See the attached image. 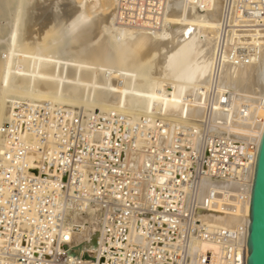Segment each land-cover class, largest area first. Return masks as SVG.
<instances>
[{
	"label": "bare ground",
	"instance_id": "6f19581e",
	"mask_svg": "<svg viewBox=\"0 0 264 264\" xmlns=\"http://www.w3.org/2000/svg\"><path fill=\"white\" fill-rule=\"evenodd\" d=\"M31 1L0 0V158L4 149L1 124L12 118L18 99L49 102L64 111L82 110L88 115L99 108L96 114L112 120L116 116L118 122L131 129L132 136L122 141L124 167H117L122 173L115 180L123 183L122 191L116 186L115 192L92 196L95 188L88 184L92 193L81 199L80 209H63L61 217H57L60 214L56 210L54 219L59 226L53 229L57 233H52L49 241L28 234L25 245L14 238V242H8L10 232L1 233L5 226L1 222L0 262L9 263L13 254L15 260H27L51 252L61 255L65 264H120L119 260L127 257H115L111 250L120 241L112 239L119 218L111 220L110 214L138 197L134 191L141 193L140 202L150 207L146 190L166 184L178 186V175L162 169V160L157 161L156 152L152 153L154 143L163 142L168 147L178 143L180 148L188 144L198 149L205 134L210 133L259 144L264 129V27L254 18L236 15L233 9L226 11V0H75L78 9L69 22L48 26L41 38L34 39L29 30L28 36L24 34ZM97 15L98 19H93ZM226 17L225 33L222 29ZM98 30L100 33L87 41L80 37ZM222 38L226 45L219 51ZM236 44L255 49L241 57L232 51ZM226 93L229 100L223 103ZM26 138L33 141L32 136ZM167 169L173 170L174 166ZM123 175H137L140 180L125 181ZM200 178L191 187H179L190 193L189 206L191 194H199L195 213L201 221L230 228L248 223L250 202L243 207L228 205L234 184ZM210 189L216 192L213 197L208 196ZM247 190L250 192V187ZM93 198L96 204L91 203ZM67 205L74 207L71 202ZM104 211L106 219H101ZM147 212L155 225L156 212ZM21 214L15 226L18 231L30 232L31 224ZM135 215V210L124 209L120 224L127 227L128 244H142L144 251L136 263L158 264L160 250L173 251L174 244L164 243L156 228L149 227L147 218L140 225ZM103 221L106 225L101 224ZM35 238L38 241L31 243ZM53 238L57 241H51ZM127 243L121 242L125 246ZM191 249L203 254L211 251L212 264H219L217 242L195 241L190 243ZM132 260L129 257V262Z\"/></svg>",
	"mask_w": 264,
	"mask_h": 264
},
{
	"label": "built area",
	"instance_id": "2783aa9c",
	"mask_svg": "<svg viewBox=\"0 0 264 264\" xmlns=\"http://www.w3.org/2000/svg\"><path fill=\"white\" fill-rule=\"evenodd\" d=\"M226 4V11L233 9L236 15L254 18L256 24L264 27V0H226ZM226 20L227 17L222 29L225 33L228 25ZM225 45L222 38L218 50L225 49ZM253 49L255 47L252 45L236 44L232 51L234 55L242 57L252 53ZM228 98L229 93H226L222 102L228 103ZM15 102L12 118L4 121L1 127L4 149L3 157L0 158V223L5 224L4 229L1 228L2 234L10 232L7 234L8 242L15 240L25 245L28 234H36L34 237L41 236L49 241L52 233H57L53 229L59 226L54 217L57 214H60L57 217H61L63 209H80L81 199L87 197V193H92L86 187L88 184L95 188V194L92 196H98L101 192H115L116 186L122 191L123 183H119L115 178L120 177L122 173L117 167H124L122 141L128 140L132 135L129 133L131 129L118 122L116 116L115 120L102 117L96 114L99 110L88 115L82 110L64 111L60 106L54 107L49 102L26 99H18ZM261 107L264 109V98L261 99ZM244 111L247 113L248 106L245 105ZM27 136H32L33 141L27 140ZM153 145L152 153L156 152L157 161L162 160V169L178 175V186L166 184L146 190L145 195L150 200V207L141 203V193L134 191L133 194L138 197L124 202L117 213L110 214L111 220L116 221V218H119L116 223L118 227L112 232V239L114 242L120 241L117 245L113 244L111 250L115 257L121 254L127 257L126 260L121 258L120 264H138L137 258L141 251H144L141 243H127V227L120 224V216L126 208L136 211L135 218L140 225L142 219L147 218L151 222L149 227L156 228L164 243L174 244L173 251L160 250L157 255L160 264H212L211 251L203 254L197 249L190 250V243L204 240L219 244V264H246L248 223L230 228L222 225L212 226L201 221L195 213L199 194H191L189 206L187 199L190 193L180 188L179 184H189L191 187L201 176L226 181L235 185V191L228 197V205H247L250 202L247 187L251 186L253 179L257 141L243 142L207 133L204 143L198 149L188 144L182 145L186 148H180L178 143L171 147L163 142ZM35 152L37 157L32 156ZM171 165L174 169H167ZM122 177L126 178L125 175ZM132 179L138 182L140 177L133 175L125 181ZM125 192L127 194L126 190ZM215 194L211 189L208 192L209 197ZM69 202L73 203L74 207H68ZM91 203L96 204L95 198L91 199ZM57 209L59 211L56 214ZM147 210L156 212L158 220L155 225L151 221V213ZM20 211L31 224L30 232H22V229L18 231L15 226ZM105 212H102L101 219H106ZM66 215L68 216V213ZM21 220V223L25 222L23 218ZM101 224L106 225V222ZM34 240L38 241L35 238L31 243ZM182 240L186 242L183 243ZM51 241H57V238ZM9 257L10 262L6 264H15L16 261H24V264H65L61 255H52L51 252L47 256L38 253L27 260L21 257L15 260L14 254L13 259L12 256ZM129 257L133 259L131 262Z\"/></svg>",
	"mask_w": 264,
	"mask_h": 264
},
{
	"label": "water",
	"instance_id": "95a60500",
	"mask_svg": "<svg viewBox=\"0 0 264 264\" xmlns=\"http://www.w3.org/2000/svg\"><path fill=\"white\" fill-rule=\"evenodd\" d=\"M248 218L246 264H264V129L258 144L250 186Z\"/></svg>",
	"mask_w": 264,
	"mask_h": 264
},
{
	"label": "rangeland",
	"instance_id": "374dc122",
	"mask_svg": "<svg viewBox=\"0 0 264 264\" xmlns=\"http://www.w3.org/2000/svg\"><path fill=\"white\" fill-rule=\"evenodd\" d=\"M37 1H38V3H35ZM49 1H51V2H49ZM65 1H66V3H65ZM71 1L72 0H69V1L68 0H53V1L52 0H46V1L45 0H41V1L32 0L30 3L31 6H30V4L28 5V7H31L30 10L28 9L30 13L26 14V16L27 17L29 16V18H27L26 30L24 29L25 33L23 31L25 36H28L29 33H31V35H33V33H34L33 38L35 37L34 39H38V38H41L42 35H44L43 32L45 33L48 30V26H49V28H51V26H54V27L57 26L58 27V24H59V26H61L59 21L61 22V24H65L64 22H66V23L69 22V18L71 17L70 15H72L73 12H75L78 9L77 8L78 4L76 5L77 2L75 3V0H73L74 4L72 5L73 2H71ZM32 2H33V4H32ZM37 4H39V5H37ZM33 6H34V8H33ZM36 6H38L37 10H36ZM42 6H44V7H42ZM32 9H33V12H32ZM36 12H38V13L36 14ZM30 17H31V20H30ZM98 17H99L98 15L94 16L93 19H98ZM64 18H65V20H64ZM90 25L91 24H89L88 26L90 27ZM40 26H41V28H43V29L40 28L42 31L39 29ZM44 29H46V31H44ZM28 30L30 31L29 33H28ZM40 32H41V34H40ZM99 33H100L99 30L98 31H92V32L88 31V32H86L85 36L81 35L80 37L82 40L87 41L88 38L90 39L93 36L98 35ZM96 110H99V108H97ZM1 127H2V124H1Z\"/></svg>",
	"mask_w": 264,
	"mask_h": 264
}]
</instances>
